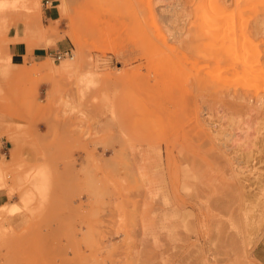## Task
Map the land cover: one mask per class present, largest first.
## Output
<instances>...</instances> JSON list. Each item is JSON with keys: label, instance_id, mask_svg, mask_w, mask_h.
Returning a JSON list of instances; mask_svg holds the SVG:
<instances>
[{"label": "rangeland", "instance_id": "obj_1", "mask_svg": "<svg viewBox=\"0 0 264 264\" xmlns=\"http://www.w3.org/2000/svg\"><path fill=\"white\" fill-rule=\"evenodd\" d=\"M58 1L52 23L29 0L0 28V57L19 28L52 50L0 78V138L113 151L115 199L78 224L84 249L76 225L49 222L44 191L3 207L0 264H259L264 0ZM36 8L41 27L9 29ZM20 170L0 164V188Z\"/></svg>", "mask_w": 264, "mask_h": 264}, {"label": "crops", "instance_id": "obj_2", "mask_svg": "<svg viewBox=\"0 0 264 264\" xmlns=\"http://www.w3.org/2000/svg\"><path fill=\"white\" fill-rule=\"evenodd\" d=\"M44 7L45 21L52 23L59 19V1L41 0ZM41 17V18H40ZM28 25V30L34 25L42 26V14L37 18L28 16L25 19L14 21L9 29L20 21ZM30 26V27H29ZM8 29V30H9ZM8 48L11 65L24 66L33 63L41 64L50 55L51 49L45 48L42 43L30 46L22 39L26 33L22 29H13L10 33ZM63 42L57 44V53L66 52ZM0 164L11 165L21 169L5 187L0 188V206L7 205L22 207V198L25 196L38 198V192L44 191L47 200L45 216L53 224L76 225V243L84 249L83 233L87 228L79 230V223L93 217L98 210L115 199V190L112 186L115 181L110 176V167H116V158L111 150L102 148H16L9 147L5 139L0 138ZM96 166V170H95ZM31 175L27 177V172ZM40 172L41 178H36ZM116 176V173L114 174ZM12 178V180H11ZM23 212L15 216L22 217ZM109 211L103 220L109 217ZM83 232V233H82ZM121 239L113 238L105 244L120 245ZM109 245L108 247H112ZM254 258L259 264H264V235L254 250ZM106 264H113L110 260Z\"/></svg>", "mask_w": 264, "mask_h": 264}, {"label": "clouds", "instance_id": "obj_3", "mask_svg": "<svg viewBox=\"0 0 264 264\" xmlns=\"http://www.w3.org/2000/svg\"><path fill=\"white\" fill-rule=\"evenodd\" d=\"M51 5V0L49 2ZM32 8L29 7V0H0V28H2L7 22V13L16 12H31ZM11 57H0V78H7L11 72ZM90 74H85V78ZM86 87H95V84L89 79ZM3 206H0L2 209Z\"/></svg>", "mask_w": 264, "mask_h": 264}, {"label": "bare ground", "instance_id": "obj_4", "mask_svg": "<svg viewBox=\"0 0 264 264\" xmlns=\"http://www.w3.org/2000/svg\"><path fill=\"white\" fill-rule=\"evenodd\" d=\"M206 3H207V2H206ZM255 4H256V3H255ZM207 6H209V4H207ZM213 7H214V5H213ZM247 8H248V7H247ZM211 9H212V8H211ZM36 10H37V11H36ZM34 11H35V14L33 15V16H34L33 18H36V17H38V15H39V14H38V9L36 8V9H34ZM210 11H211V10H210ZM210 11H209V12H210ZM206 13H207V12H206ZM206 13H205V14H206ZM214 14H215V13H214ZM225 14H226V13H225ZM200 17H202V16H200ZM206 17L208 18L207 15H206ZM227 17H228V16H227ZM40 18H41V17H40ZM207 18H206V19H207ZM209 19H210V17H209L207 20H209ZM207 20H205L206 24H207ZM210 21H211V20H209V22H210ZM209 22H208V23H209ZM212 22H213V21H212ZM30 24H31V23H30ZM30 24H28V25H30ZM29 27H30V26H29ZM255 62H256V61H255ZM257 63H258V61H257ZM0 234H1V233H0ZM1 237H2V235H1ZM1 237H0V238H1Z\"/></svg>", "mask_w": 264, "mask_h": 264}, {"label": "built area", "instance_id": "obj_5", "mask_svg": "<svg viewBox=\"0 0 264 264\" xmlns=\"http://www.w3.org/2000/svg\"><path fill=\"white\" fill-rule=\"evenodd\" d=\"M69 55H70V52H66V53H63V54L59 53L56 56V60L61 61L63 58L68 57Z\"/></svg>", "mask_w": 264, "mask_h": 264}]
</instances>
